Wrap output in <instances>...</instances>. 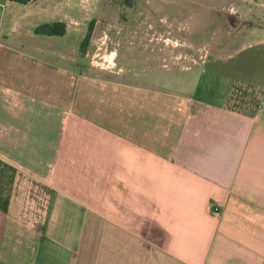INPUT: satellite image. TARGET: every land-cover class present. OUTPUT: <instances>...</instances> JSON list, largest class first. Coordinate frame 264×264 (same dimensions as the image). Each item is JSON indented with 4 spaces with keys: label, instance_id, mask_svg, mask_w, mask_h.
I'll return each instance as SVG.
<instances>
[{
    "label": "crops",
    "instance_id": "crops-1",
    "mask_svg": "<svg viewBox=\"0 0 264 264\" xmlns=\"http://www.w3.org/2000/svg\"><path fill=\"white\" fill-rule=\"evenodd\" d=\"M103 4L0 0V264H264V10L172 82L89 61Z\"/></svg>",
    "mask_w": 264,
    "mask_h": 264
},
{
    "label": "rangeland",
    "instance_id": "rangeland-1",
    "mask_svg": "<svg viewBox=\"0 0 264 264\" xmlns=\"http://www.w3.org/2000/svg\"><path fill=\"white\" fill-rule=\"evenodd\" d=\"M245 10H264V0H104L83 46L102 70L115 71L120 54L118 62L130 64L142 77L148 70L155 81L185 80L183 68L224 55L225 31ZM159 47L168 49L166 67H160Z\"/></svg>",
    "mask_w": 264,
    "mask_h": 264
},
{
    "label": "trees",
    "instance_id": "trees-1",
    "mask_svg": "<svg viewBox=\"0 0 264 264\" xmlns=\"http://www.w3.org/2000/svg\"><path fill=\"white\" fill-rule=\"evenodd\" d=\"M37 31L48 35H63L65 33V26L63 24L45 25L41 26Z\"/></svg>",
    "mask_w": 264,
    "mask_h": 264
}]
</instances>
